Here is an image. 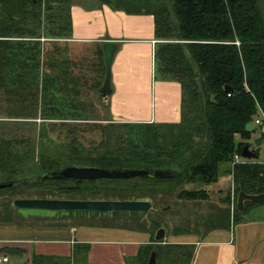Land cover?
<instances>
[{
	"label": "trees",
	"instance_id": "trees-1",
	"mask_svg": "<svg viewBox=\"0 0 264 264\" xmlns=\"http://www.w3.org/2000/svg\"><path fill=\"white\" fill-rule=\"evenodd\" d=\"M66 1L60 0L62 3ZM42 4L43 0H37L36 3L33 0H0L1 83L10 84L9 78L13 75L17 83L28 80L29 62L35 55L28 59L24 52L29 50L28 45H32L31 50L36 52L39 41L15 42L26 36L32 40L39 38L35 36L37 26L32 29L29 24L40 17ZM103 5L130 15L154 17L155 37L159 41L155 54L156 75L160 80L181 84L182 119L178 124L116 123L125 128L139 129L136 132L137 140H123L119 137L121 141L117 146L106 147L104 144L102 148L105 150L90 158L88 165L83 166L172 171L174 176L98 181L49 180L43 176L40 181L75 183L77 188H68V192L77 191L82 185L111 184L113 193L107 200H142L122 195L145 193L156 196L167 193L184 202L210 201L209 189H189L184 185L202 184L210 187L216 184L220 178L219 166L231 164L234 156L241 154L252 135L246 131V126L253 123L259 109L264 112V0H106L97 7ZM71 32L70 15V23L61 24L52 38H66ZM102 62L103 76L106 77L105 60ZM35 63H38L36 59ZM11 69L14 70L13 75ZM102 84L103 81L97 84V90ZM226 87H231L232 91L227 92ZM61 90H66L68 96L74 95L69 85L63 86ZM212 95L216 97V104L211 101ZM70 102L71 108L68 110L78 112L79 107H74L73 100L70 99ZM102 106L110 116L109 105L102 103ZM77 120L79 122L76 125L61 123L67 130L66 141H69L71 156L78 155L82 148L81 134L83 136L87 130L107 132L115 125L111 119L92 120L81 116ZM55 126L56 123L49 125L53 128L52 132ZM28 144V140L1 138L0 172L13 169V164L18 166L22 163V157L14 148ZM253 151L258 155L257 160L237 164L228 172L232 174L234 193L237 196L241 191L250 195L264 193V159L259 158V151ZM184 153L186 155L182 157ZM179 162L183 163L182 169L172 168ZM53 171L61 170L53 169L50 172ZM28 180L0 181V184H19L17 187L0 189V192L23 187ZM230 193L223 199V203L230 204ZM260 204H264V199L246 202L242 212L237 210L236 204V215L240 216L250 207ZM239 220L235 218V222ZM153 225L155 237L162 225ZM153 241L152 245L142 246L138 255L128 260V264H148L153 252L157 254V264H192L194 245L156 244ZM89 251V244H75L69 257L34 255L30 264H88ZM6 252L13 255L24 253L19 249H8Z\"/></svg>",
	"mask_w": 264,
	"mask_h": 264
},
{
	"label": "crops",
	"instance_id": "crops-1",
	"mask_svg": "<svg viewBox=\"0 0 264 264\" xmlns=\"http://www.w3.org/2000/svg\"><path fill=\"white\" fill-rule=\"evenodd\" d=\"M70 15L72 22L70 36L42 40L41 69L48 73L58 71L60 92L63 86L69 85L70 92H74L75 95L68 96L65 90L62 92L64 95H60L62 104L59 103L53 108H58L63 114L71 108L70 99L75 102L74 107H80L79 103L83 101L80 96L83 90L82 82L91 79V76L92 79L95 78L96 84L102 81L104 83L106 78L102 71V61L105 60L104 45L114 43L116 51L111 68L112 94L108 103L112 122L119 124L181 122V84L176 81L160 80L156 75L155 54L159 41L155 37L153 16L130 15L109 5L88 8L82 4L72 5ZM54 63L57 66H54ZM96 68L100 69L94 71ZM48 107L51 108V105ZM47 121L79 122L73 118L55 117ZM230 170H233L232 164L223 170V173L229 174ZM229 176L233 179L232 174ZM232 182L229 190L231 203L235 204ZM216 189L222 191L224 188L217 185ZM139 214L142 213L136 215ZM52 215L114 214L55 212ZM230 215L232 220L227 219L206 231L169 233L167 230L164 243L194 245L192 264H264V204L250 207L239 216L238 222H235L234 213L230 212ZM153 240L151 226L134 228L105 223L0 224V264H10L12 258L13 264H30L34 255L69 257L75 244L90 245L88 264H128V260L136 257L142 246L154 244ZM8 249H19L24 253L13 255L6 252ZM5 257L9 259L6 263L3 262Z\"/></svg>",
	"mask_w": 264,
	"mask_h": 264
},
{
	"label": "rangeland",
	"instance_id": "rangeland-1",
	"mask_svg": "<svg viewBox=\"0 0 264 264\" xmlns=\"http://www.w3.org/2000/svg\"><path fill=\"white\" fill-rule=\"evenodd\" d=\"M106 0H43L40 17L30 22V26L35 31L36 40H32L29 36L18 39L15 43H34L33 41H41L36 52L31 50L32 45H28L29 50L24 52L26 58L31 56L35 58L30 61L28 71L30 76L25 82H15L13 80L14 70L10 71L12 77L9 78L10 84L0 82V139H19L21 141H29L25 147L15 146L14 150L22 157L23 162L18 166L13 164L11 170L0 172V181L29 179L28 183L23 187L0 192V224L16 223L20 225H44V224H80V223H105L116 226H130L141 228L151 226L154 229V223H159L165 227L169 233L175 231L188 232L206 231L211 227L229 220L234 213V219H239L236 215V204L238 196L235 195V204L223 203L225 193L232 187V180L229 174L223 173L230 164L220 165L221 177L219 181L210 186L205 187L202 184L184 185L186 188L209 189L211 194L210 201L206 202H184L179 201L176 197L167 193L156 196L143 194H125L122 196L139 197L142 200L151 201L153 209L145 213L130 215L129 213H118L119 215H52L55 212L43 210H22L14 207V201L18 199H71V200H107L112 195L113 185L97 184L82 185V188L77 191L68 188L74 187L75 183H44L40 178L51 170H63L68 166H83L88 165V160L97 156L98 153L105 149L102 146L114 147L119 145L120 139L137 140L136 132L139 129L125 128L122 125L116 124L108 129L107 132L97 130H87L86 133L80 135L82 148L78 155L71 156L69 150V141H66L67 130L63 128V122H56L55 131L50 128L51 124L47 120L52 119H78L81 116L84 119L91 118L92 120H108L110 116L104 110L102 103L106 105L100 93L97 92V84L95 78L88 79L83 84V90L80 92L83 101L78 112L66 110L61 114L58 106L61 102L62 94L60 92V80L58 71L48 73L41 68L42 48L44 39H55L52 35L57 33L58 27L61 24L70 23V8L73 4H82L87 7H97ZM132 7V6H131ZM50 9V10H49ZM135 9V8H134ZM52 46V44H51ZM53 47V46H52ZM57 47V46H55ZM48 49V45L46 46ZM51 50L53 48H50ZM35 59L38 63H35ZM53 59H51L52 61ZM53 63H50L52 65ZM37 66V67H36ZM54 66L55 65L54 63ZM102 66V65H101ZM100 68L93 69L98 71ZM61 95V96H60ZM101 98V101L98 99ZM62 104V103H60ZM51 105V108L48 107ZM47 106V107H46ZM64 111V110H63ZM55 123V122H54ZM71 125H76L77 122H69ZM103 124H107L103 122ZM121 124V123H120ZM60 125V126H59ZM257 139H262L260 146L255 145ZM238 141L241 138H237ZM252 150L259 151V158L264 159V138L259 131L255 130L251 138L248 140ZM186 153L183 154L184 157ZM184 159V158H183ZM172 168L178 170L183 168V163H177ZM233 183V182H232ZM217 185L224 188L222 191H217ZM74 191V192H73ZM230 191V190H229ZM223 192V193H222ZM225 192V193H224ZM84 213V212H83ZM166 243V242H165ZM164 243V244H165ZM3 253V252H1ZM12 258L11 263L13 264Z\"/></svg>",
	"mask_w": 264,
	"mask_h": 264
},
{
	"label": "water",
	"instance_id": "water-1",
	"mask_svg": "<svg viewBox=\"0 0 264 264\" xmlns=\"http://www.w3.org/2000/svg\"><path fill=\"white\" fill-rule=\"evenodd\" d=\"M37 0H33L36 3ZM116 51L114 43L104 45L105 64L107 68L106 78L99 90L100 97L103 102L108 105L110 95L112 94L111 86V68ZM209 75H207L208 77ZM227 92H231V87H226ZM211 101L216 104V97L212 95ZM255 127L252 124L246 126V131L249 133L255 132ZM262 139L255 141L256 146H260ZM241 156L246 160H257L258 155L251 149L249 144L244 145ZM172 171H151L147 169H102L98 167H80L70 166L61 171H53L44 175V178L49 180H77V181H98V180H130L138 177L142 178H170L173 177ZM16 182L2 183L0 189L9 187H17ZM77 188V186L71 187ZM264 199V193L258 195H250L244 191L238 194L237 210L242 212L246 202H259ZM14 207L22 210H43L57 213H73V212H93L100 214L108 213H149L153 209L151 201L147 200H71V199H18L14 201ZM167 230L161 227L157 230L154 240L156 244H163ZM24 264V263H16ZM148 264H157V254L153 252L150 256Z\"/></svg>",
	"mask_w": 264,
	"mask_h": 264
},
{
	"label": "built area",
	"instance_id": "built-area-1",
	"mask_svg": "<svg viewBox=\"0 0 264 264\" xmlns=\"http://www.w3.org/2000/svg\"><path fill=\"white\" fill-rule=\"evenodd\" d=\"M229 96H231V94H229ZM252 125H254L255 129H259V131L261 132L263 138H264V112L259 109V112L257 114V116L255 117ZM247 161L246 159H243L241 154H236L234 156V159H233V162L231 163L232 164V167L234 168L235 165L237 164H240V163H243ZM9 259L7 257L4 258L3 262H8Z\"/></svg>",
	"mask_w": 264,
	"mask_h": 264
}]
</instances>
